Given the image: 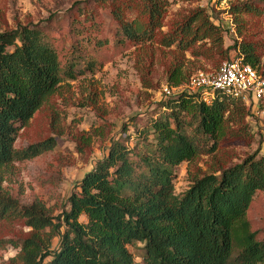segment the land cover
<instances>
[{
  "label": "trees",
  "instance_id": "16d2710c",
  "mask_svg": "<svg viewBox=\"0 0 264 264\" xmlns=\"http://www.w3.org/2000/svg\"><path fill=\"white\" fill-rule=\"evenodd\" d=\"M141 17H131L134 2ZM176 0H109L118 45L153 40L163 27L167 7ZM257 15L263 8L242 5ZM238 9V11H239ZM44 26L2 29L0 26V221L18 218L29 229L26 238L9 241L17 254L0 264H134L128 246L142 245L143 264H264V238L258 240L248 210L264 191V158L249 155L213 173L196 174L180 195L173 189L174 169L202 155H212L225 138L228 123L240 121V101L218 96L207 104L180 92L164 96L163 111L141 126L123 125L106 156L95 163L67 200L68 210L54 216L35 199L21 205L3 187L14 163L37 158L55 147L47 138L15 149L18 132L66 80L93 72L95 59L71 53L63 66ZM212 26L195 14L163 40L183 51L208 39ZM85 44L101 46L79 34ZM238 57L258 69L250 44H240ZM189 75L175 66L167 84L177 87ZM218 173V174H216ZM84 217L86 222L81 221ZM58 246L51 250L53 239Z\"/></svg>",
  "mask_w": 264,
  "mask_h": 264
},
{
  "label": "rangeland",
  "instance_id": "374dc122",
  "mask_svg": "<svg viewBox=\"0 0 264 264\" xmlns=\"http://www.w3.org/2000/svg\"><path fill=\"white\" fill-rule=\"evenodd\" d=\"M140 2H134L131 17H141ZM242 5L264 7V0H176L171 2L163 27L150 42L118 45L109 0H0V26H44L67 65L72 52L96 60L93 72L64 80L55 93L18 132L15 149L47 138L55 147L35 159L14 163L3 187L21 205L38 199L57 216L68 210L69 195L95 163L106 156L123 125L130 128L129 146L134 145L133 123L141 126L163 111L160 101L168 85V73L175 66L192 76L199 71L216 70L223 62L238 57L240 44H250L259 58L258 70L264 72V14L245 12ZM239 9V11H238ZM195 14L213 28L211 36L188 50L173 43L165 45L168 34L179 30ZM79 34L100 40L101 46L85 44ZM264 158V114L245 109L242 119L228 123L227 134L212 155L183 162L174 169L173 189L182 194L196 174L213 173L240 163L249 155ZM218 174V173H216ZM86 222L84 217L80 219ZM248 220L258 240L264 238V191L255 195ZM24 221H0V258L6 262L18 249L9 242L26 238ZM58 246L53 239L51 250ZM134 264H143L142 245L128 246Z\"/></svg>",
  "mask_w": 264,
  "mask_h": 264
},
{
  "label": "built area",
  "instance_id": "2783aa9c",
  "mask_svg": "<svg viewBox=\"0 0 264 264\" xmlns=\"http://www.w3.org/2000/svg\"><path fill=\"white\" fill-rule=\"evenodd\" d=\"M163 92L165 96L186 92L207 104L225 96L264 114V72L244 63L241 57L223 62L214 71H199L177 87L167 85Z\"/></svg>",
  "mask_w": 264,
  "mask_h": 264
}]
</instances>
